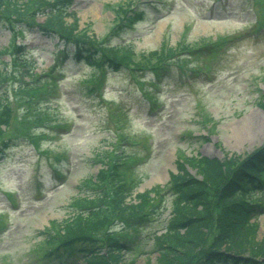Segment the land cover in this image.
<instances>
[{
    "label": "rangeland",
    "instance_id": "rangeland-1",
    "mask_svg": "<svg viewBox=\"0 0 264 264\" xmlns=\"http://www.w3.org/2000/svg\"><path fill=\"white\" fill-rule=\"evenodd\" d=\"M64 18L91 37L93 63H55L56 40L0 26V109L10 113L0 136V264H58L48 237L86 216L82 201L102 186L109 209L95 235L133 243L120 264H161L155 237L177 209L178 165L200 183L199 167L215 173L264 150V0H74ZM15 45L25 49L16 55ZM119 45L134 56L116 70L105 57ZM163 45L175 51L159 63L150 54ZM102 169L106 181H96ZM117 177L132 190L123 212ZM256 223L260 240L264 212Z\"/></svg>",
    "mask_w": 264,
    "mask_h": 264
},
{
    "label": "trees",
    "instance_id": "trees-1",
    "mask_svg": "<svg viewBox=\"0 0 264 264\" xmlns=\"http://www.w3.org/2000/svg\"><path fill=\"white\" fill-rule=\"evenodd\" d=\"M71 4L72 0H0V24L12 32L38 31L44 37L55 38L63 45L58 50L60 59L72 54L73 59L90 63L93 59L91 37L77 34V24H68L64 18L65 10ZM38 17H44V20L38 22ZM174 50L162 46L151 53L150 58L162 63L174 54ZM132 56L133 48L128 46L116 49L105 59L114 68H119L131 61ZM148 62L146 59L145 63ZM157 67L155 65L153 69ZM9 118V111L1 109L0 136ZM183 161L190 164V159ZM202 161L216 165L206 159ZM178 166V173L170 181L180 198L166 233L156 238V261L161 264H264V237L257 239L258 226L251 223L255 214L264 209L263 197L259 193L264 190V179L261 178L264 150L239 166L234 162L222 165L219 171L214 170L215 173L207 167H199L203 177L200 183L185 179L188 174L184 164ZM106 178L102 169L96 181L104 182ZM209 182L215 185V189L210 188ZM110 185L113 186L114 208L123 212L128 206L126 198L132 193L129 183L117 177ZM106 192L109 191L102 186L101 193L93 199H84L82 208L87 215H77L59 235L48 237L47 243L52 240L50 254H57L59 264H77L79 260L81 264H120L118 255L132 250L130 241L124 237L107 233L96 236L93 232L94 228H102L105 224L103 218L109 207H101L100 203L106 200ZM253 196L259 198L254 200ZM138 197L141 203L151 199L149 193ZM103 249H106L105 254Z\"/></svg>",
    "mask_w": 264,
    "mask_h": 264
},
{
    "label": "bare ground",
    "instance_id": "bare-ground-1",
    "mask_svg": "<svg viewBox=\"0 0 264 264\" xmlns=\"http://www.w3.org/2000/svg\"><path fill=\"white\" fill-rule=\"evenodd\" d=\"M251 132V131H250Z\"/></svg>",
    "mask_w": 264,
    "mask_h": 264
}]
</instances>
